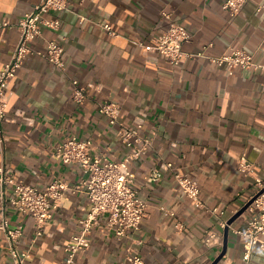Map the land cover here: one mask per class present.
I'll return each mask as SVG.
<instances>
[{
  "label": "crops",
  "instance_id": "0c3cea01",
  "mask_svg": "<svg viewBox=\"0 0 264 264\" xmlns=\"http://www.w3.org/2000/svg\"><path fill=\"white\" fill-rule=\"evenodd\" d=\"M226 1L69 0L61 30L42 29L33 55L8 84L0 167L20 184L44 190L57 180L70 187L80 183L82 168L56 157L72 138L92 142L94 155L122 161L129 150L117 139L118 128L100 114L104 102L121 107L120 125L142 127V136L152 140L149 154L132 166L148 204L140 230L119 242L101 220L89 238L91 249L75 264H128V249L145 264H215L224 252L218 264H264L259 249L250 263L244 260L246 242L239 233L250 214L233 221L250 202L256 180H264V0H248L236 17L223 10ZM41 2L0 0V21L17 24ZM170 22L192 35L180 66L144 48ZM105 25L118 37L109 36ZM19 41L17 32L0 30V73ZM50 41L64 48L65 72L37 55ZM232 49L253 55L258 67L230 75L206 58ZM73 81L87 91L82 105L73 99ZM242 157L254 165L252 177L239 171ZM153 170L162 177L151 184ZM175 174L198 182L205 208L179 190ZM89 210L84 193L67 194L36 241L31 217L13 208L6 215L13 229L22 228L19 249L31 254L28 264H63L65 247ZM0 264H12L1 231Z\"/></svg>",
  "mask_w": 264,
  "mask_h": 264
},
{
  "label": "built area",
  "instance_id": "2783aa9c",
  "mask_svg": "<svg viewBox=\"0 0 264 264\" xmlns=\"http://www.w3.org/2000/svg\"><path fill=\"white\" fill-rule=\"evenodd\" d=\"M248 0H227L223 10L230 16L236 17ZM69 10V0H42L32 12L27 14L17 24L0 21V30L15 31L20 36L10 62L0 73V139L3 140V124L7 118L8 104L5 101L8 84L14 80L23 67L25 61L33 55V43L42 36V29L59 32L62 28L61 15ZM264 7L259 8V12ZM170 19V16H166ZM109 36L117 38L118 34L109 25L102 26ZM192 40L191 33L183 26L170 22L169 29L155 39V44L144 46L148 53L159 54L166 58L171 65L180 66L187 55L184 46ZM64 48L55 41L47 44L45 52L37 53L45 61L65 72ZM203 57V54L193 58ZM213 65L226 69L230 75L237 69L250 70L257 68L253 55L244 50L232 49L220 57H206ZM73 99L82 105L87 100V91L78 81H73ZM110 127H116L117 139L129 150V154L119 162L106 160L105 156L94 155L90 141H80L72 138L56 149V157L66 165H79L84 179L77 185L70 187L62 181H55L44 190L34 186L18 183L0 167V231L4 235L7 251L12 264H28L31 259L29 252L19 249L22 228L13 229L7 219V210L13 208L23 216L33 219L36 227L35 241L43 236L46 227L60 209L67 194L84 193L89 201L90 210L85 218L79 222V233L72 237L65 247L63 264H75L79 254L91 249L90 236L101 220H105V229L122 242L140 230L143 220L147 216L148 204L137 188V179L132 171L135 162L145 158L152 149V140L141 134L142 127L129 128L119 124L121 107L113 102H104L99 108ZM169 169L173 165H168ZM239 171L247 177H252L255 167L247 157L238 162ZM158 170H153L149 176V183H157L161 179ZM176 184L183 194L191 200L197 208H205L200 197L201 188L194 179L175 174ZM252 204L246 212L251 216L246 229L239 233L245 240L244 260L250 263L254 251L264 252V180H256V189L250 199ZM249 202V203H250ZM214 212H217L214 210ZM226 229L227 222H221ZM126 261L128 264H145L139 256L130 250Z\"/></svg>",
  "mask_w": 264,
  "mask_h": 264
},
{
  "label": "water",
  "instance_id": "95a60500",
  "mask_svg": "<svg viewBox=\"0 0 264 264\" xmlns=\"http://www.w3.org/2000/svg\"><path fill=\"white\" fill-rule=\"evenodd\" d=\"M251 204H252V202L248 203V204L243 208V210H241V212H240V213L234 218L233 221H236L239 217H241L244 213H246V211L248 210V208L250 207ZM233 221L230 222V224H232ZM230 224H229V225H230ZM227 236H228V233H226V237H227ZM224 256H225V252L221 255V257L219 258V260H217V261L215 262V264H218Z\"/></svg>",
  "mask_w": 264,
  "mask_h": 264
}]
</instances>
